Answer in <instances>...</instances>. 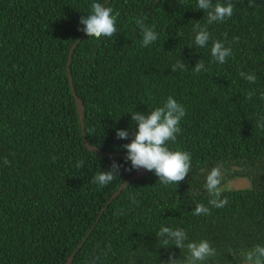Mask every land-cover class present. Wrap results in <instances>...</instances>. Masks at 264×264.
Here are the masks:
<instances>
[{
  "label": "trees",
  "instance_id": "obj_1",
  "mask_svg": "<svg viewBox=\"0 0 264 264\" xmlns=\"http://www.w3.org/2000/svg\"><path fill=\"white\" fill-rule=\"evenodd\" d=\"M93 2L0 0V264H65L79 244L70 264L183 258L186 248L162 244L161 226L210 241L216 255L201 264H240L242 250L264 245V0H231L233 15L210 25L197 0H96L118 12V33L100 39L80 30ZM137 18L159 34L147 47ZM195 23L211 35L203 48L194 43ZM217 39L232 49L223 64L211 56ZM178 60L188 69L172 71ZM198 60L200 73L192 68ZM241 71L257 79L249 83ZM70 78L86 139L104 151L127 154L123 145L136 130L130 112L173 96L186 115L169 146L190 152L186 179L163 185L144 170L106 204L136 170H126V155L85 146ZM116 129L129 137L118 139ZM113 159L120 175L93 183ZM217 164L223 185L237 176L251 184L225 189L224 207L194 215L197 202H208L205 177Z\"/></svg>",
  "mask_w": 264,
  "mask_h": 264
},
{
  "label": "clouds",
  "instance_id": "obj_2",
  "mask_svg": "<svg viewBox=\"0 0 264 264\" xmlns=\"http://www.w3.org/2000/svg\"><path fill=\"white\" fill-rule=\"evenodd\" d=\"M249 6H253V0H249ZM91 11L80 18V24L83 26L80 30L86 33L88 37L112 38L118 33L117 17L118 12L107 3L94 2L90 6ZM197 9H202L207 13V24L213 22H222L230 18L234 12V5L231 0H197ZM136 24L140 27L143 36L141 45L147 47L158 39V33L155 26H148L143 18H137ZM194 43L198 47H205L211 38L207 27L199 23L193 24ZM234 41L239 37H234ZM232 55L230 46H226L222 40H214L211 46V56L217 63H225L227 58ZM177 68L181 71L188 69L186 63L178 60L172 65V71ZM196 73L205 70V64L198 60L192 67ZM241 77L249 83H254L257 79L254 72L239 73ZM253 95L249 91L247 98ZM261 99H264V92L261 93ZM131 121L136 125V130L130 142L123 145L126 150L125 162H130V168L126 170L154 171L158 181L163 185H178L184 181L192 168V156L190 152L180 148H171L170 142H175L177 134L181 131L180 123L186 115L185 107L179 103L173 96H168L166 101L147 113L142 111H132ZM118 139H127L129 131L127 129H116ZM4 164L10 161L4 157ZM85 162L77 161V167L82 168ZM121 164L113 159L109 170L100 171L92 178L93 183L100 186L109 184L116 175H120ZM223 168L220 164L212 167L205 177L204 188L209 197L207 204L197 202L193 211L194 215H209L211 207L222 208L228 203V199L223 195L225 187L223 186ZM162 239V244L167 248L169 245H175L179 249H187V253L181 259H177L174 253H169L168 259L162 261V264H201L209 258L216 255V249L207 239L199 241H188V235L183 228H172L161 226L156 233ZM187 241V243H186ZM240 264H264V245L255 244L249 249L240 252Z\"/></svg>",
  "mask_w": 264,
  "mask_h": 264
},
{
  "label": "water",
  "instance_id": "obj_3",
  "mask_svg": "<svg viewBox=\"0 0 264 264\" xmlns=\"http://www.w3.org/2000/svg\"><path fill=\"white\" fill-rule=\"evenodd\" d=\"M84 34V32H83ZM73 49V46L71 47L70 49V52H69V57H68V60H67V63L69 62L70 60V56H71V51ZM70 80V84H71V87H72V90H73V86H72V81H71V78L69 79ZM73 94H74V97H75V101H76V106H77V112L79 114V119H80V122H81V126H82V130L84 128V124H83V103L82 101L80 100V98L78 97V95L74 92L73 90ZM83 141H84V144L85 146L89 149V150H92L94 152H97L99 154H102V155H107V156H112V155H119V156H125L126 154L125 153H121V152H110V151H104V150H101L100 148H97L95 147L94 145L90 144L87 139H86V136H85V133H84V130H83ZM145 169L141 168L140 170H136V172L130 176L129 178H127V180H125L109 197L108 201L106 204H108L110 201H112L118 194L119 192L124 188V186L130 182L131 180H133L135 177L139 176L141 173L144 172ZM250 181L245 177V176H237L235 178H232L228 181L227 185H223L225 187V189H228V190H237V189H243V188H246L248 186H250ZM106 206V205H105ZM105 208V207H104ZM80 245V244H79ZM79 245L74 249L73 253L71 254V256L68 258L67 262L65 264H70L71 261H72V258H73V255L74 253L76 252V250L78 249Z\"/></svg>",
  "mask_w": 264,
  "mask_h": 264
},
{
  "label": "flooded vegetation",
  "instance_id": "obj_4",
  "mask_svg": "<svg viewBox=\"0 0 264 264\" xmlns=\"http://www.w3.org/2000/svg\"><path fill=\"white\" fill-rule=\"evenodd\" d=\"M235 178V177H234Z\"/></svg>",
  "mask_w": 264,
  "mask_h": 264
}]
</instances>
